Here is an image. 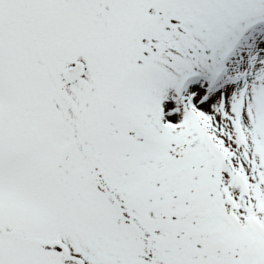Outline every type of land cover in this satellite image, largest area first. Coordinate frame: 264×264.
<instances>
[{"label": "snow or ice", "instance_id": "obj_1", "mask_svg": "<svg viewBox=\"0 0 264 264\" xmlns=\"http://www.w3.org/2000/svg\"><path fill=\"white\" fill-rule=\"evenodd\" d=\"M0 264H264V0H0Z\"/></svg>", "mask_w": 264, "mask_h": 264}]
</instances>
